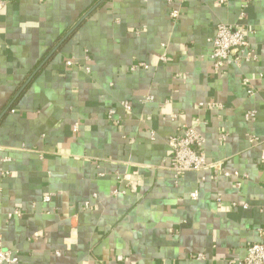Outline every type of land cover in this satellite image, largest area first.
Segmentation results:
<instances>
[{
  "label": "crops",
  "instance_id": "obj_1",
  "mask_svg": "<svg viewBox=\"0 0 264 264\" xmlns=\"http://www.w3.org/2000/svg\"><path fill=\"white\" fill-rule=\"evenodd\" d=\"M5 1L0 231L16 264H227L264 240V0ZM218 23L245 28L256 59L215 70ZM196 120L207 160L246 179L174 176L169 137Z\"/></svg>",
  "mask_w": 264,
  "mask_h": 264
},
{
  "label": "built area",
  "instance_id": "obj_2",
  "mask_svg": "<svg viewBox=\"0 0 264 264\" xmlns=\"http://www.w3.org/2000/svg\"><path fill=\"white\" fill-rule=\"evenodd\" d=\"M174 0H167L171 3ZM227 0H220V2H226ZM5 0H0V9L5 5ZM171 16L176 18L178 11L173 10ZM211 44V59L213 61V67L215 70H219L221 67L230 64H241L243 61L254 60L257 54L250 45L248 31L238 25L218 23L215 27L214 35L210 40ZM162 60H165V56H162ZM66 64H72L71 61H67ZM137 67L147 68L148 65L144 62H137L132 65V69ZM253 90L248 89V93H252ZM121 105L126 109H130V105L127 101H122ZM115 114L113 109L108 111V117L112 118ZM256 115L254 110H249L245 113L244 117L246 121L251 120ZM201 122L196 120L191 125H179L175 128L173 134L169 137V144L171 147V156L169 162V169L177 177L179 174L190 171L199 170L203 168H212L215 174H222L227 177H235L238 179H246L247 175L240 173L239 171H227L222 167L221 163L210 162L207 160L204 152L205 139L199 130ZM78 129L77 124L73 126V130ZM256 137H252L250 141H256ZM264 166V159L262 161ZM114 194L123 193L122 190L115 189ZM197 192L191 193L192 198L197 197ZM219 198V197H218ZM48 196L43 197V201H49ZM235 205V203L233 204ZM244 208L247 205H243ZM16 215L20 214L19 211L14 212ZM197 258L203 259L204 255L199 253ZM18 257L8 249L3 247L2 233L0 231V264H16ZM227 264H264V240L259 242H248L245 245V255L236 262L228 261Z\"/></svg>",
  "mask_w": 264,
  "mask_h": 264
},
{
  "label": "water",
  "instance_id": "obj_3",
  "mask_svg": "<svg viewBox=\"0 0 264 264\" xmlns=\"http://www.w3.org/2000/svg\"><path fill=\"white\" fill-rule=\"evenodd\" d=\"M83 19H84V17H83ZM83 19H81V20H83Z\"/></svg>",
  "mask_w": 264,
  "mask_h": 264
}]
</instances>
